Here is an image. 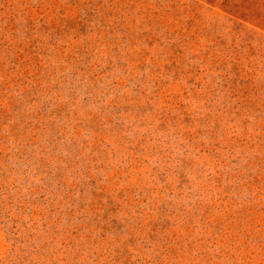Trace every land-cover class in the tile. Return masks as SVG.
Here are the masks:
<instances>
[{
    "label": "rangeland",
    "instance_id": "374dc122",
    "mask_svg": "<svg viewBox=\"0 0 264 264\" xmlns=\"http://www.w3.org/2000/svg\"><path fill=\"white\" fill-rule=\"evenodd\" d=\"M0 264H264V0H0Z\"/></svg>",
    "mask_w": 264,
    "mask_h": 264
}]
</instances>
